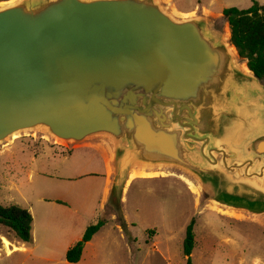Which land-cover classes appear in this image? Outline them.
Instances as JSON below:
<instances>
[{
  "label": "water",
  "instance_id": "95a60500",
  "mask_svg": "<svg viewBox=\"0 0 264 264\" xmlns=\"http://www.w3.org/2000/svg\"><path fill=\"white\" fill-rule=\"evenodd\" d=\"M230 46L158 0L1 7L0 146L29 131L98 139L120 198L133 169L173 167L220 205L264 214V86Z\"/></svg>",
  "mask_w": 264,
  "mask_h": 264
},
{
  "label": "rangeland",
  "instance_id": "374dc122",
  "mask_svg": "<svg viewBox=\"0 0 264 264\" xmlns=\"http://www.w3.org/2000/svg\"><path fill=\"white\" fill-rule=\"evenodd\" d=\"M18 1L0 0V8ZM254 1L264 5V0ZM158 2L176 18H208L226 42L223 10L253 5L252 0ZM236 62L244 63L238 57ZM89 142L66 144L29 131L0 146V206L21 207L32 217L29 244L0 226V264H68L67 250L100 220L104 226L83 246L76 264H187L182 249L191 221V264H264V214L220 205L196 178L173 167L139 168L144 174L128 181L121 198L111 193L113 175L105 195L96 146L107 152L108 146L98 139L86 146ZM137 175L154 178L135 180Z\"/></svg>",
  "mask_w": 264,
  "mask_h": 264
},
{
  "label": "trees",
  "instance_id": "16d2710c",
  "mask_svg": "<svg viewBox=\"0 0 264 264\" xmlns=\"http://www.w3.org/2000/svg\"><path fill=\"white\" fill-rule=\"evenodd\" d=\"M252 3L253 5L246 10L224 9L222 18L228 25L230 42L240 59L254 76L262 81L264 80V5L254 0ZM117 209H119L118 206ZM104 224V220H100L87 227L81 242L67 250L65 260L68 264H76L80 261L83 250L81 243L90 242ZM0 226L8 229L22 244H29L32 241V217L27 210L21 207L0 206ZM122 226L124 227L123 224ZM193 226L194 221H191L183 241L182 255L186 258L187 264H191L190 256L194 249ZM150 234L152 232H149Z\"/></svg>",
  "mask_w": 264,
  "mask_h": 264
},
{
  "label": "crops",
  "instance_id": "0c3cea01",
  "mask_svg": "<svg viewBox=\"0 0 264 264\" xmlns=\"http://www.w3.org/2000/svg\"><path fill=\"white\" fill-rule=\"evenodd\" d=\"M195 17H197V16H195ZM184 18H193V16L192 17H184ZM90 142L87 143L86 146L93 147L94 145L90 144ZM96 149L100 150L99 151L100 159H101L102 163L104 164V170H105V174H104L105 175L104 192H105V195H106L108 189L111 186L112 178H113L112 155H111V151H110L109 147H107L109 153L100 144H97ZM136 172L139 173V170H137ZM135 178H136L135 180H137V179H152L154 177L149 178V177H143L141 175H137Z\"/></svg>",
  "mask_w": 264,
  "mask_h": 264
},
{
  "label": "bare ground",
  "instance_id": "6f19581e",
  "mask_svg": "<svg viewBox=\"0 0 264 264\" xmlns=\"http://www.w3.org/2000/svg\"><path fill=\"white\" fill-rule=\"evenodd\" d=\"M12 4V3H11ZM225 34H226V36H227V38H229V30L228 29H226L225 30ZM230 51L235 55V51H234V48L233 47H231L230 46ZM245 65V66H244ZM240 67L242 68V70H244L245 72H247V66H246V64H244V63H242V65H240ZM13 138V137H12ZM137 170H139V173L138 172H136ZM141 169H139V168H135V169H133L132 171H131V173H130V175H129V178H128V181L135 175V174H144L142 171H140ZM128 181H127V183H128ZM127 183H126V185H127ZM126 185H125V187H126ZM129 186V185H128ZM190 187H191V184H190ZM125 190V189H124ZM125 192V191H124ZM9 246H10V244L8 243V241H6V240H4L3 239V247H4V249L10 254L12 251L10 250V248H9ZM17 249H15L14 251H16Z\"/></svg>",
  "mask_w": 264,
  "mask_h": 264
}]
</instances>
